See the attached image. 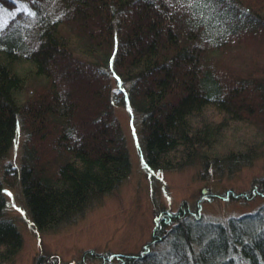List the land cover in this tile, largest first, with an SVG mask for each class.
Wrapping results in <instances>:
<instances>
[{
    "label": "trees",
    "instance_id": "obj_1",
    "mask_svg": "<svg viewBox=\"0 0 264 264\" xmlns=\"http://www.w3.org/2000/svg\"><path fill=\"white\" fill-rule=\"evenodd\" d=\"M21 1L28 12L11 13L0 31V161L26 126L22 165L8 171L39 231L82 218L131 175L120 105L141 118V157L153 172L220 176L264 156V74L255 79V63L245 76L233 68L261 49L264 0ZM18 5L0 0V10ZM3 182L0 264L23 244ZM207 198L193 211H160L139 253H107L101 264H264L263 215L208 222ZM162 241L165 256L153 251Z\"/></svg>",
    "mask_w": 264,
    "mask_h": 264
},
{
    "label": "rangeland",
    "instance_id": "obj_2",
    "mask_svg": "<svg viewBox=\"0 0 264 264\" xmlns=\"http://www.w3.org/2000/svg\"><path fill=\"white\" fill-rule=\"evenodd\" d=\"M18 3L15 11L0 10V31L11 13L19 10L28 12L25 2L18 0ZM260 41L261 49L255 52L257 57L250 48L243 52L244 62L233 66L245 76L251 65H259L261 75L258 73L259 77L255 78L258 81L264 74V36ZM247 57H255L257 61L249 62ZM101 78L97 81L103 82ZM111 84L114 90L116 85L112 78L105 82L106 88ZM252 98L255 101L256 94ZM115 117L127 139L132 160L131 175L113 194L103 197L86 211L82 218L50 231L35 228L21 186L17 182L12 183L14 181L8 171L11 167H21L25 145L30 139L26 126H21L9 155L0 161V177L6 182H3L7 198L6 218L12 219L20 230L23 244L9 263L1 264H38L40 259L51 264H101L107 253L137 254L152 241L160 211L177 212L184 203L193 211L203 195L211 197L201 203L200 212L205 221L222 223L254 213H261L264 217V156L253 160L249 166L220 176H204L199 167L177 172H153L146 168L141 157L139 140L142 141L143 136L140 133V116L135 113L134 119L129 107L120 105L115 110ZM33 140L31 138L32 144ZM226 193L228 200L224 198ZM168 242L157 243L153 251L164 255L170 246Z\"/></svg>",
    "mask_w": 264,
    "mask_h": 264
},
{
    "label": "snow or ice",
    "instance_id": "obj_3",
    "mask_svg": "<svg viewBox=\"0 0 264 264\" xmlns=\"http://www.w3.org/2000/svg\"><path fill=\"white\" fill-rule=\"evenodd\" d=\"M199 2L210 5V0H199Z\"/></svg>",
    "mask_w": 264,
    "mask_h": 264
}]
</instances>
